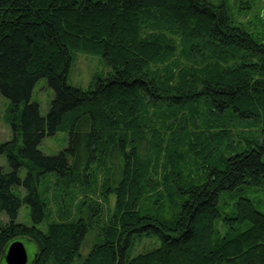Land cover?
I'll use <instances>...</instances> for the list:
<instances>
[{"label": "trees", "instance_id": "1", "mask_svg": "<svg viewBox=\"0 0 264 264\" xmlns=\"http://www.w3.org/2000/svg\"><path fill=\"white\" fill-rule=\"evenodd\" d=\"M241 3L0 0L13 133L0 142V264L16 239L36 247L30 264H264V16L240 20L235 8L253 7ZM79 53L110 69L87 89L69 84ZM41 79L54 91L46 116L31 101ZM160 113L162 129L151 128ZM237 126L257 134L233 145ZM59 132L69 146L44 155ZM102 164L116 208L84 257L100 204L44 232L42 187L53 177L66 192L88 190ZM23 206L32 226L18 222ZM144 237L160 246L132 256Z\"/></svg>", "mask_w": 264, "mask_h": 264}, {"label": "rangeland", "instance_id": "2", "mask_svg": "<svg viewBox=\"0 0 264 264\" xmlns=\"http://www.w3.org/2000/svg\"><path fill=\"white\" fill-rule=\"evenodd\" d=\"M228 1L231 3V5H233L234 2H237L238 4L236 6H241V1L248 2L253 5L252 10H250L248 13L246 10H240L239 7L235 8V11L237 12L236 14L240 20L255 21V17H259V15L264 16V0ZM238 10L241 11L240 15L238 14ZM109 71L110 69L105 66L103 60L100 57L79 53L76 56L75 62L72 65L69 73V84L74 87L87 89L95 77H106ZM53 99L54 91L48 86L47 81L45 79L39 80L34 88L31 101L36 102L39 105L40 113L43 116L48 114ZM9 106L10 102L0 94L1 143L10 141L13 138L12 127L6 120ZM163 121L164 119L162 118L161 113L155 114L153 116L151 128L162 129ZM167 133L168 132L163 129L161 132L162 137L165 138ZM231 133L233 145H237L239 142H242L243 144L244 137H249L251 134H257L253 128L250 129L243 126H237V128L233 127ZM68 146L69 134L65 132H59L55 136L46 137L39 146V149L46 156H54L67 149ZM0 167H2L4 171L9 170L7 159L4 155L0 156ZM109 175L110 173L108 172V169L104 166V164H102L97 168V170H95L91 187L85 191L73 189L66 192L55 184L56 180L53 179V177L45 181L42 187V195L48 205V217L39 228L44 232H48L50 227L54 225L73 224L81 217L83 206L85 204H100L103 212L101 221L95 224V229L86 239L82 248L83 256L87 257L91 248L96 243L99 232L102 228L110 224L115 213L116 196L112 193H107V188L110 184ZM259 197L260 195H251V198ZM83 212L85 213L86 210L84 209ZM0 219L3 223L8 222L7 216L1 212ZM18 222L26 226H32L30 209L27 206L22 207L18 217ZM159 246L160 242L154 237H144L138 239L134 243L132 256H137L141 253L158 248ZM27 249L30 259H32L36 252V247L28 243ZM50 264H54V262H51Z\"/></svg>", "mask_w": 264, "mask_h": 264}, {"label": "water", "instance_id": "3", "mask_svg": "<svg viewBox=\"0 0 264 264\" xmlns=\"http://www.w3.org/2000/svg\"><path fill=\"white\" fill-rule=\"evenodd\" d=\"M31 261L27 244L21 239L13 241L4 256L5 264H30Z\"/></svg>", "mask_w": 264, "mask_h": 264}]
</instances>
